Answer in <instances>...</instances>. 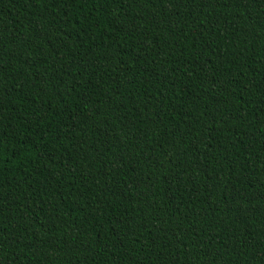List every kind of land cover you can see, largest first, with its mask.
<instances>
[{"label":"trees","instance_id":"trees-1","mask_svg":"<svg viewBox=\"0 0 264 264\" xmlns=\"http://www.w3.org/2000/svg\"><path fill=\"white\" fill-rule=\"evenodd\" d=\"M0 264H264V0H0Z\"/></svg>","mask_w":264,"mask_h":264}]
</instances>
